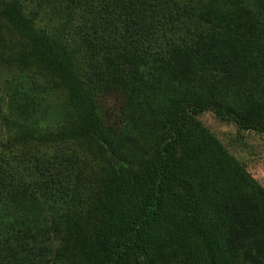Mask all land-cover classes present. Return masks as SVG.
Listing matches in <instances>:
<instances>
[{
  "label": "trees",
  "instance_id": "1",
  "mask_svg": "<svg viewBox=\"0 0 264 264\" xmlns=\"http://www.w3.org/2000/svg\"><path fill=\"white\" fill-rule=\"evenodd\" d=\"M3 71L0 264H264V0H0Z\"/></svg>",
  "mask_w": 264,
  "mask_h": 264
},
{
  "label": "rangeland",
  "instance_id": "2",
  "mask_svg": "<svg viewBox=\"0 0 264 264\" xmlns=\"http://www.w3.org/2000/svg\"><path fill=\"white\" fill-rule=\"evenodd\" d=\"M7 76L5 71L0 74V95L5 92L3 86L7 84ZM38 82L46 86L42 90L41 96L49 97L48 100L53 106L52 109L54 112L57 111L59 107L57 100H55L56 92L49 85H46L47 80L40 78ZM1 102L0 96V105ZM47 117L54 120L53 117L48 115ZM199 118L264 186V135L254 131H242L235 122L222 120L212 111L204 112ZM1 131L0 126V137Z\"/></svg>",
  "mask_w": 264,
  "mask_h": 264
}]
</instances>
